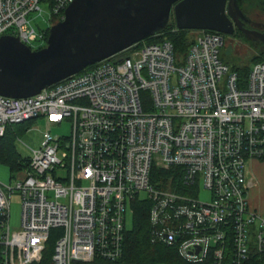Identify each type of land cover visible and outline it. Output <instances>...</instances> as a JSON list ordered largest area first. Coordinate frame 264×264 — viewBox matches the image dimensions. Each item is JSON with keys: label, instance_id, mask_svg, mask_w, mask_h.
Listing matches in <instances>:
<instances>
[{"label": "built area", "instance_id": "1", "mask_svg": "<svg viewBox=\"0 0 264 264\" xmlns=\"http://www.w3.org/2000/svg\"><path fill=\"white\" fill-rule=\"evenodd\" d=\"M72 1L0 0V36L39 49ZM190 36L183 52L140 41L34 95H0V136L34 119L46 126L28 166L0 182V264L40 261L51 228L61 230L53 264L115 260L135 200L149 203L150 241L187 262L250 264V248L264 250V213L248 197L251 162H264V62L241 75L220 58L221 33ZM64 122L69 135L50 132Z\"/></svg>", "mask_w": 264, "mask_h": 264}, {"label": "water", "instance_id": "2", "mask_svg": "<svg viewBox=\"0 0 264 264\" xmlns=\"http://www.w3.org/2000/svg\"><path fill=\"white\" fill-rule=\"evenodd\" d=\"M173 17L177 29L232 35L234 26L264 48V31L242 28L237 0H73L49 27L45 46L32 50L0 36V95H34L86 67L159 34Z\"/></svg>", "mask_w": 264, "mask_h": 264}, {"label": "trees", "instance_id": "3", "mask_svg": "<svg viewBox=\"0 0 264 264\" xmlns=\"http://www.w3.org/2000/svg\"><path fill=\"white\" fill-rule=\"evenodd\" d=\"M237 4L239 8L250 18L251 23L254 25L253 29L264 31V20L258 19L260 14L263 15L264 18V0H237ZM253 10L257 11V14H255L254 17L249 13ZM48 31L49 28L44 29L45 42L48 36ZM230 36L249 42L253 48V57L246 64L237 62L236 60H233V58L231 63H229V60L223 54V46L221 49L222 52L220 51V58L222 61L230 65L233 70H236L239 74L246 76L252 64L264 62V48L260 42H253L246 38L242 32L237 31ZM228 37V35H223L224 44L225 38ZM164 38L172 42L175 49L179 52H183L189 45L191 39L190 30L177 29L172 17L170 18L167 26L159 34L146 38L143 41L145 43L158 42ZM90 67L92 66L90 65L86 67V69ZM11 126L12 125L7 126L4 135L0 136V163L8 165L11 170L17 172L28 166L29 159L20 157L11 148ZM159 174L162 181L168 175V173L165 172ZM132 209L131 227L126 229L124 232L122 253L119 258L115 260H106L94 257L91 261L74 262L73 264H212L209 262H187L179 257L175 247L151 242L149 238L150 224L148 220L149 203L143 200H135L132 204ZM60 232L61 230L59 228L50 229L49 237L46 241L40 261L29 264H53L51 258L55 241ZM249 263L264 264V251H259L258 248H252ZM221 264H232V262L227 256Z\"/></svg>", "mask_w": 264, "mask_h": 264}, {"label": "rangeland", "instance_id": "4", "mask_svg": "<svg viewBox=\"0 0 264 264\" xmlns=\"http://www.w3.org/2000/svg\"><path fill=\"white\" fill-rule=\"evenodd\" d=\"M249 13L254 17L255 14H257V11L253 10ZM33 18V23H37V26L45 27L47 25V23L42 20V17L36 15V13L33 14ZM258 19L264 20L263 15L260 14ZM223 54L229 60V63H231L233 58V60H236L237 62L246 64L251 60L254 52L252 45L249 42L243 41L242 39H237L234 36H229L228 38H225ZM69 125V123L64 122V124L60 126H53L51 127L50 132L53 135L58 134L60 136H67L70 132ZM45 128L46 126L43 119H34L21 124L12 125L10 128V134L12 137L11 148L20 157L29 158L32 154L31 150L36 149L41 145ZM252 168V172L254 171L253 174L257 179V185L248 191L250 205H252V207L258 208L262 213H264V162L262 164L259 162L255 163L251 166V169ZM14 173L15 172L11 170L8 165L0 163L1 183H12V177L14 176ZM200 198L206 201L210 198V194L207 191H202L200 193ZM9 211L10 227L11 229H17L19 227L20 218V202L19 196L17 194L12 195L11 197ZM131 216L132 214L127 210V229L131 227Z\"/></svg>", "mask_w": 264, "mask_h": 264}, {"label": "flooded vegetation", "instance_id": "5", "mask_svg": "<svg viewBox=\"0 0 264 264\" xmlns=\"http://www.w3.org/2000/svg\"><path fill=\"white\" fill-rule=\"evenodd\" d=\"M242 11V10H241ZM243 12V11H242ZM244 13V12H243ZM245 17L243 19L240 20V25L242 26V28H248V29H253V24L251 23L250 18L244 13ZM237 31L242 32L241 30H238L235 26H234V33H236Z\"/></svg>", "mask_w": 264, "mask_h": 264}, {"label": "crops", "instance_id": "6", "mask_svg": "<svg viewBox=\"0 0 264 264\" xmlns=\"http://www.w3.org/2000/svg\"><path fill=\"white\" fill-rule=\"evenodd\" d=\"M259 161H252L251 162V166L252 165H254L255 163H258ZM259 163H263V162H259ZM251 166H250V169H249V172H248V175H249V181H253V186L250 188V189H252V188H254L256 185H257V179H256V177L254 176V171L252 172V170H253V168L251 169ZM249 203H250V200H249ZM252 206V205H251ZM256 208V207H255ZM258 209V208H257Z\"/></svg>", "mask_w": 264, "mask_h": 264}, {"label": "bare ground", "instance_id": "7", "mask_svg": "<svg viewBox=\"0 0 264 264\" xmlns=\"http://www.w3.org/2000/svg\"><path fill=\"white\" fill-rule=\"evenodd\" d=\"M24 125V124H23ZM18 126V125H17ZM252 248H257V246H252L251 248H250V254H251V250H252ZM259 251H264V250H259ZM227 257V256H226ZM230 258V257H229ZM224 259H225V257H224ZM224 259H223V261H224ZM231 259V258H230ZM249 260H250V257H249ZM213 260L212 259H207V260H205L204 262H209V263H212V264H214L213 262H212ZM223 261L221 262V263H223ZM35 262H37V261H35ZM80 262H82V261H80ZM231 262H232V260H231ZM221 263H219V264H221ZM233 264V263H232Z\"/></svg>", "mask_w": 264, "mask_h": 264}]
</instances>
